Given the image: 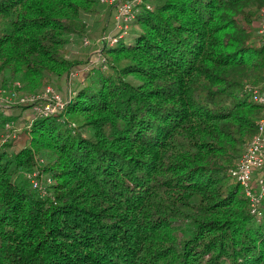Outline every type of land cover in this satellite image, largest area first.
Returning a JSON list of instances; mask_svg holds the SVG:
<instances>
[{"label": "trees", "instance_id": "1", "mask_svg": "<svg viewBox=\"0 0 264 264\" xmlns=\"http://www.w3.org/2000/svg\"><path fill=\"white\" fill-rule=\"evenodd\" d=\"M262 5L143 0L111 44L116 3L0 0V77L57 90L102 56L24 147L0 136V264H264V197L252 215L229 175L263 112L244 91L264 68ZM16 106L0 131L33 111Z\"/></svg>", "mask_w": 264, "mask_h": 264}, {"label": "built area", "instance_id": "2", "mask_svg": "<svg viewBox=\"0 0 264 264\" xmlns=\"http://www.w3.org/2000/svg\"><path fill=\"white\" fill-rule=\"evenodd\" d=\"M101 1L109 4L116 3L117 6L114 29L103 34L98 39V41H106L112 44L127 33L130 22L139 12L140 3H142L143 0ZM148 6L150 5L148 4ZM257 31L264 40V5H262L258 11ZM90 43L91 41L89 38L84 37V44L88 45ZM96 51L101 55L100 49ZM76 74H78L77 71H72L69 78L71 79ZM244 91L254 102L262 107L263 112L257 120L256 131L244 145L240 157L229 170V175L234 182L242 187L244 195L249 202L250 213L257 217H261L262 211L260 207L261 200L264 197V181L256 172L260 171L264 166V68L261 71L259 81L244 83ZM73 93H75V91L70 88L69 95ZM5 103L31 104L35 115L48 116L63 111L67 100L54 88V86L49 84L40 91L27 93H18L17 91L6 93V90L0 88V105ZM9 125L10 124L7 123L8 127ZM30 177L33 187L40 190L41 194L44 195L46 190L38 178V173L34 172ZM48 181L50 182L51 180L49 179Z\"/></svg>", "mask_w": 264, "mask_h": 264}, {"label": "rangeland", "instance_id": "3", "mask_svg": "<svg viewBox=\"0 0 264 264\" xmlns=\"http://www.w3.org/2000/svg\"><path fill=\"white\" fill-rule=\"evenodd\" d=\"M257 21H258V18H256V21H254L255 25ZM83 46H85L84 43H83ZM83 46L81 44L77 45V47L73 46L72 50L68 51V54L70 56L74 55V56H77L78 58L82 57L83 59L81 60H86L87 56L89 55L90 61L85 65V67H79L78 74L74 75L71 79L69 77H68L69 79L65 77L64 80L61 81V85L57 87L58 88L57 90L63 97L69 94V89L73 87L74 82L79 81V78L83 79V77L86 76L85 74L90 69V67H92L97 62H99L102 57L101 55H99L98 51H96L97 49L91 51L90 54L87 55L89 51ZM84 57H86V59ZM250 81L251 80L246 79L244 83L250 82ZM23 86L19 79L11 80L8 74L0 77V88L6 90V93H10L13 91H17L18 93L32 92V91H26V89H24ZM35 91H38V90H35ZM15 107L17 108L16 104H9V103L0 105L1 110L6 114H11L13 110L15 111ZM34 116H35L34 111H31L29 114L26 115L25 118L21 116L20 118L15 119V121L11 122V126L9 127L7 126L6 124L7 122H6L5 126L0 131V136L2 139L1 143H5L8 137H13V139L15 140L14 148L21 149L22 147H24L28 143V135H29L26 128L30 126V123L33 120ZM231 181H233V179H231Z\"/></svg>", "mask_w": 264, "mask_h": 264}]
</instances>
